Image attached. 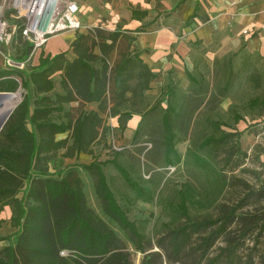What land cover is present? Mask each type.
<instances>
[{"label": "trees", "instance_id": "1", "mask_svg": "<svg viewBox=\"0 0 264 264\" xmlns=\"http://www.w3.org/2000/svg\"><path fill=\"white\" fill-rule=\"evenodd\" d=\"M130 10L132 20L142 21L147 16L138 8ZM134 39L120 25L114 30L93 27L85 33L76 32L68 49L72 58H68V51L53 56L41 52L34 66L21 65L31 52V45L23 42L25 47L16 68L0 72V92L22 90L21 101L0 131V213L4 207L9 208L8 224L15 229L11 237H0L4 243L0 264H134V254L141 255L139 264H220L223 258L226 264H233L240 240L257 227L264 229V206L243 210L252 199L264 197V181L256 188L243 182L246 190L239 202L216 218L191 220L187 206L210 208L225 181L206 156L191 149L181 155L176 149L195 126L203 125L202 131L208 126L213 132L202 138L197 150L223 143L226 161L230 162L233 154L239 156L232 169L243 165L246 153L238 142L232 145L231 141L234 134L240 133H221L223 127L231 125L205 113L208 100L216 96L205 74L215 71L221 60L230 69L238 56L243 63L248 57H260L243 52L241 45L238 52L205 67V74L196 76L185 71L188 87L183 90L177 83H167L161 91L166 100L163 107L160 100L149 103L145 95L156 75L131 48ZM111 53L114 57L109 61ZM262 94L249 99L248 107L264 110V87ZM220 96L226 98V93ZM86 104H95L96 111H87ZM157 109L161 110L164 166L192 169L212 188L203 187L206 196L201 202L194 183H182L174 213L184 218L183 222L173 227L171 221L162 224L163 230L152 239L144 226L130 221L117 203L105 168L111 165L117 171L134 193V201L153 202L158 182L149 177L140 185L118 161L120 151L111 150L109 158L101 160L95 147L106 144L110 131L106 119L115 118L117 131L123 134L127 122L138 114L140 120L131 137L134 142ZM197 112L200 115L195 119ZM241 120V115L233 114L234 125ZM57 135L64 137L57 139ZM81 154L87 155L90 162L63 166V160ZM87 181L98 201L99 213L88 204ZM3 223L0 219V227ZM220 241L223 245L214 252ZM260 263L264 264V241Z\"/></svg>", "mask_w": 264, "mask_h": 264}, {"label": "rangeland", "instance_id": "2", "mask_svg": "<svg viewBox=\"0 0 264 264\" xmlns=\"http://www.w3.org/2000/svg\"><path fill=\"white\" fill-rule=\"evenodd\" d=\"M83 2V13L81 12L78 17L79 29L88 23L96 22V19L105 17L103 16L106 9L105 0L102 5L89 0H83ZM31 60L32 58L25 64H30ZM233 60L230 69L227 62L222 60L215 71H211V73L205 74V67H200L206 80L210 82L209 89L216 94V96L210 97L204 109L209 117L231 125L232 128L223 127L221 133H240L238 136L234 134L231 141L232 145L238 142L242 151L246 153V158L242 162V166L232 169L239 156L233 154L230 162L226 161L223 143L218 147L210 146L197 150L202 138L213 132L210 131L211 128L208 126L205 131H202L203 125L195 126L191 132L186 134V140L176 145V149L181 155L187 149H191L206 156L217 171L221 173L222 181H225L221 194L210 208L201 209L197 205L187 206L188 217L194 221L216 218L230 207L236 206L246 190L243 182L256 188L261 181H264V165L262 164L264 162V110L260 107L251 109L247 105L249 99L263 96L264 62L257 56L248 57V60H244L246 63H243L241 56ZM19 90L22 91L21 88ZM224 92L226 98L220 96ZM157 100L162 102L163 107L166 106L165 97L161 94L149 96V103L152 104ZM229 105L230 109H228ZM234 113H238L242 117V120L236 125L233 124ZM160 114L161 110L157 109L152 115H149L145 126L134 142L124 139V135L119 134L118 131H110L106 138V144L95 147V153L101 160L108 159L111 150L120 151L118 161L129 170L132 179L138 181L140 185L144 184V181L148 180L149 177H154L158 182L156 197L153 202L134 201V193L125 186L117 171L111 165L105 168L107 182L117 203L127 212L130 221L144 226L146 235L152 239L157 237H155L157 232L163 230L162 224L171 221L173 227L183 222L184 218L175 216L174 213L178 203L177 191L181 188L182 183L192 181L201 194L199 198L201 202L206 196H203L205 191L203 187L207 190L212 188V186L205 184L204 177L192 169H186L182 165L172 168L164 166ZM198 115H200V112ZM107 124L110 127V125H113V121L109 119ZM216 135H219V133H216ZM227 147H229V144ZM89 162V157L78 156L76 159L63 160V166L76 163L87 164ZM132 167H134V171L131 170ZM86 196L89 206L99 213L98 201L93 195L89 181L86 184ZM132 201L134 202L130 204ZM261 206H264V197L261 199L257 197L252 199L243 210L254 211L260 209ZM240 211L242 210L238 212L240 213ZM233 227L234 224L230 226L232 229ZM14 232L15 230L9 226L7 220H4L0 227V237H11ZM263 241L264 229L261 231L260 227H257L243 240H240L233 264H261L260 256L263 253ZM3 244V242H0V247ZM222 245L223 242L220 241L215 246L214 252H217L216 247ZM130 251L132 252V249ZM140 258V254H134V264H139ZM220 261V264H226L224 258Z\"/></svg>", "mask_w": 264, "mask_h": 264}, {"label": "crops", "instance_id": "3", "mask_svg": "<svg viewBox=\"0 0 264 264\" xmlns=\"http://www.w3.org/2000/svg\"><path fill=\"white\" fill-rule=\"evenodd\" d=\"M76 1L79 3L80 15L83 13L84 2ZM89 1L102 5L104 0ZM105 2L103 19H96V22L88 23L75 32L50 37L42 47L34 51L30 65H37L41 52L53 56L68 51L76 32L85 33L87 29L93 27L114 30L118 25L135 38L131 48L156 75L149 83L150 89L145 93L148 98L150 95L161 94L167 83H177L185 90L189 85L185 71L200 76L202 74L200 67L210 68L214 60H221L238 52L241 45L243 52L258 55L264 62L263 0H105ZM131 7L146 11V18L142 21L132 20ZM137 30L141 32H136ZM243 31L246 33L243 34ZM18 38L22 41L19 42ZM23 42L25 41L21 35L16 32L9 43H0V72L16 68L18 64L16 60L23 54L25 43L30 46L28 42ZM67 56L73 57L69 51ZM28 57L29 53L25 61ZM113 57L114 53H111L109 61H112ZM5 58L12 64L3 63ZM11 78L17 81L16 77ZM2 80L3 77H0V82ZM85 109L96 111V105L86 104ZM198 114L199 112L195 114V119L198 118ZM109 119L113 121L110 131H117L116 119H106L107 126ZM139 120L140 116L134 114L127 122V128L123 132L124 139L131 141ZM63 137L64 135L56 136L57 139ZM79 156L88 157L84 154ZM9 216V208L4 207L0 219L8 222Z\"/></svg>", "mask_w": 264, "mask_h": 264}, {"label": "built area", "instance_id": "4", "mask_svg": "<svg viewBox=\"0 0 264 264\" xmlns=\"http://www.w3.org/2000/svg\"><path fill=\"white\" fill-rule=\"evenodd\" d=\"M79 13L76 0H0V43H9L18 32L31 45L24 65L50 37L77 31ZM5 63L12 64L8 58Z\"/></svg>", "mask_w": 264, "mask_h": 264}, {"label": "water", "instance_id": "5", "mask_svg": "<svg viewBox=\"0 0 264 264\" xmlns=\"http://www.w3.org/2000/svg\"><path fill=\"white\" fill-rule=\"evenodd\" d=\"M18 96L17 102L12 106L9 103ZM22 99V91L18 88L14 92H0V131L3 128L13 109Z\"/></svg>", "mask_w": 264, "mask_h": 264}, {"label": "bare ground", "instance_id": "6", "mask_svg": "<svg viewBox=\"0 0 264 264\" xmlns=\"http://www.w3.org/2000/svg\"><path fill=\"white\" fill-rule=\"evenodd\" d=\"M17 100H18V96L12 99V101L9 104L13 106L17 102Z\"/></svg>", "mask_w": 264, "mask_h": 264}]
</instances>
